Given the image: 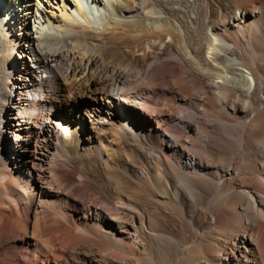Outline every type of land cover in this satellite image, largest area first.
I'll use <instances>...</instances> for the list:
<instances>
[{
  "label": "bare ground",
  "instance_id": "1",
  "mask_svg": "<svg viewBox=\"0 0 264 264\" xmlns=\"http://www.w3.org/2000/svg\"><path fill=\"white\" fill-rule=\"evenodd\" d=\"M54 1L0 0V264H264V0Z\"/></svg>",
  "mask_w": 264,
  "mask_h": 264
},
{
  "label": "rangeland",
  "instance_id": "2",
  "mask_svg": "<svg viewBox=\"0 0 264 264\" xmlns=\"http://www.w3.org/2000/svg\"><path fill=\"white\" fill-rule=\"evenodd\" d=\"M50 2H52V3H54L55 1L54 0H50ZM53 7H55V6H53ZM55 9V10H54ZM54 9H49V11L51 12V10H53V11H55L57 14H58V9L57 8H54ZM57 9V10H56ZM28 61H29V57L28 56H25V57H23V62H27L28 63ZM16 68H17V66H15L14 68H12L11 67V65H10V69H9V73L13 70V73L15 72V70H16ZM63 69H65V67L63 68V66L62 67H60L59 68V75H61V78L59 79V82L60 83H62V85L63 86H66V85H68V82H69V80L68 79H64L63 77H62V75H63V73H64V70ZM68 81V82H67ZM57 85V84H56ZM95 87V86H94ZM18 91V90H17ZM79 92H81V89H78V87L76 88V87H74V88H71L69 91H67V90H64V95H63V102H64V104L66 105L67 103H66V101L65 100H73V97L74 98H76L78 101H80L81 102V104H82V106L84 107V110L86 111L87 110V112L88 111H90L91 109H89L90 107H92L91 106V104H93V103H96L95 102V100H94V98L92 97V96H88L87 94H84V95H82L81 93H79ZM61 95V96H62ZM66 95V96H65ZM73 96V97H72ZM67 97V98H66ZM152 102V101H151ZM152 105V106H151ZM88 106V107H87ZM147 106H149V108L150 109H152V108H154V106H153V104L152 103H150V105L148 104ZM64 107V106H63ZM67 109V111L65 110V113L66 114H62V115H60V114H58L57 116H59L60 117V120H58L57 122H59V124H62V127L63 128H69L71 131L73 130V131H75V130H77V126L75 125L76 123H80V121L81 120H78L77 118H76V115L78 114L76 111H73V113H71V112H68V108H66ZM78 111V110H77ZM57 113H60V110H56L55 112L54 111H52L51 112V114L52 115H56ZM94 114H95V112H93V115H92V117L91 118H88V116H85V120L83 121V125L82 126H84L83 127V129L84 128H88L89 130H90V122H91V120H93L94 119ZM66 115V116H65ZM13 116L14 115H12L11 114V112H10V110L6 113V115L3 117V124H4V126H5V128H4V136H3V138H2V143L3 144H5L6 143V140L7 141H11V142H13V138L11 137V133H10V125L13 123ZM68 116V117H67ZM56 117V116H55ZM81 119V118H80ZM61 121H62V123H61ZM60 126V125H59ZM82 129V128H81ZM80 129V131L82 132V130ZM64 131V130H63ZM58 135H59V133H58ZM37 136H39V135H37ZM55 136H56V134H55ZM53 137L52 136V138H53V140L54 139H56L55 141L57 142H61V139L58 137V136H56V137Z\"/></svg>",
  "mask_w": 264,
  "mask_h": 264
}]
</instances>
